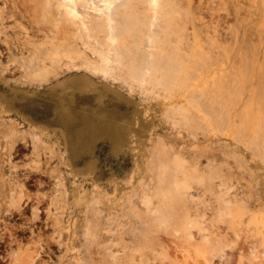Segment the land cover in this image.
Here are the masks:
<instances>
[{
	"label": "rangeland",
	"instance_id": "1",
	"mask_svg": "<svg viewBox=\"0 0 264 264\" xmlns=\"http://www.w3.org/2000/svg\"><path fill=\"white\" fill-rule=\"evenodd\" d=\"M209 1L193 0L191 4L193 6L201 4L205 7ZM238 1L242 9L235 17L227 14L228 10L225 9L231 7L230 0H219L216 12L222 21V50L225 49L226 54L221 55L223 59L219 60L220 65L212 64V60L215 61L214 56H202L188 73L181 70V80L172 84H157L152 80L143 82L130 70L131 61L128 55L113 52L109 68L99 55L91 51L89 45L80 42L87 37L89 29L82 25L79 18L72 20L65 13L64 6L68 0H30L29 3L35 5L34 9H37H33L34 16L30 21L10 19L6 22L14 24L22 21L21 24L27 27L28 32L20 25L16 30L9 29L8 35L18 34L22 40H26L30 51L23 53L25 58H29L36 49L41 51L40 54L43 53L44 70L39 76L48 73V79L22 83L12 76L8 78V83L0 82L1 111L8 113L16 110L24 118L32 121L40 133L48 134L50 148L55 152V157L61 159L60 173L65 176V185L69 189L75 182L93 190L96 181L82 174L78 177L69 175V167L65 164L67 158L65 148L69 149L73 159V169L84 172L90 169L89 164L95 160L98 167L105 171L104 175L97 179L98 183L105 184L107 177L131 185L130 193H133L131 204L135 206V211L129 205L119 206L118 214L116 209L108 211V218L112 221L111 227L114 231L119 229L120 232L115 231L114 233L118 235H110L109 239L112 238L113 241L107 239L108 243L103 240L101 232L98 235L97 251L84 257L87 264H258L257 262L261 264L262 260L264 263V238H260L259 234V231L264 234V0ZM81 3L90 12L89 17L95 20L96 17L91 16L96 13L92 1L81 0ZM250 8L252 10L249 11ZM64 26L69 27L65 30ZM60 32L65 39L57 36ZM241 37L246 39L242 40L244 42L242 44ZM236 39L240 40L236 46L238 52L236 48H233V51L227 48L235 46ZM95 45L103 50L110 47L105 37H100ZM55 50L58 51L54 53ZM69 51L79 54L75 60L77 68L65 66L62 62L65 60L62 57L63 52ZM126 52L129 53V50ZM6 53L8 52L3 53L5 61L0 66V72L6 63L13 67V64L7 62ZM231 53L235 59L231 58ZM84 55L90 56L93 64L108 69V73L99 71L91 75L105 95L99 97L98 92L85 93L76 89L63 92L58 86L55 87L57 90L53 94L50 87L56 83L63 81L71 85L75 82V77L83 75L84 72H92L86 65L81 66L85 61ZM58 58L61 68L57 72L55 66ZM210 67L218 70L216 76L208 75L207 70ZM23 77L24 74L20 78ZM103 83L119 91V94L112 90L106 91ZM16 99H26L39 109L47 105L48 120L33 121L25 116L15 108ZM182 108L189 114L182 113ZM49 119L51 124L55 122L58 126H48ZM14 121L15 119H10L4 124L16 125ZM250 128L255 129L252 134L249 133ZM236 147L240 150H236ZM176 155H180L190 169L194 161L200 160L201 168L199 167L198 172L201 170L202 174H198L201 176L193 171V177L192 175L190 177L196 180L199 176L197 181L191 180L190 177L187 179L191 187L188 192H184L185 195L188 193L192 195L189 201L175 195L172 189L173 182H167L168 173L163 171L165 165H162V162L167 160L166 164L170 169L172 167L170 162ZM209 161L213 168L207 166ZM54 167L56 168V165ZM214 171L219 179H214L216 182L213 180L216 186L217 182H223V187H227L230 196L236 195L234 197L243 199L249 212L240 215L241 209L238 207H231L229 212L215 208L218 213L212 209L211 203H216L214 191L219 190L218 186L215 190L208 187L210 181L208 179L214 177ZM114 187L113 183H107L109 193L113 192ZM144 197H149V202L146 199L145 201ZM169 202L185 203L192 216L204 219L202 222L208 231L210 228V232H221V240L225 246L223 247L221 241L218 253L213 254L210 259H204L194 252L189 255L177 251L176 244L174 241L175 245L171 242L178 239L175 238L173 230L178 235L184 227L175 212L178 203L169 207L167 205ZM154 206L162 207V210L167 212L160 216L161 220L162 217L166 220L158 223V227L155 225V228H159L160 238L166 235L164 238L169 239V236H172H170L172 240L169 239L170 243H167L172 245L173 248L169 245L172 251L153 243L151 239H146L142 250H136L131 254L130 245L134 244V241L131 242L130 239L132 233L129 235L126 231L129 227L137 231L139 227L136 225L140 224V220L139 222L136 220L139 218L137 215L139 211L145 214L146 209H153ZM96 209V205H92V211ZM234 211H238L237 216ZM54 214L57 215V212ZM83 215L80 208L73 207L65 211L64 222L68 224L74 220L73 223L82 224ZM98 217L104 226L105 218L102 215ZM240 217L243 224L240 227L243 226L242 228L247 230L240 229L239 220H236ZM228 227L232 229H227ZM170 230L172 234L169 235L166 232ZM241 230L251 238L243 235ZM121 231L123 237H120ZM193 231L194 237L199 239L196 230ZM225 232L229 233L227 237ZM237 233L242 235L239 236ZM245 237L252 240V246H249L251 242L249 240L248 243ZM127 243L128 246L125 245ZM253 243L254 246H259L255 248ZM28 245L19 250L18 254L21 252V256H17L16 262L14 259L16 264H32L28 261L34 248ZM79 245L80 243H77L75 246ZM246 245L248 249L245 248ZM35 264H41V260H35Z\"/></svg>",
	"mask_w": 264,
	"mask_h": 264
},
{
	"label": "bare ground",
	"instance_id": "2",
	"mask_svg": "<svg viewBox=\"0 0 264 264\" xmlns=\"http://www.w3.org/2000/svg\"><path fill=\"white\" fill-rule=\"evenodd\" d=\"M0 1L2 2V5H0V66L3 64V61H5L3 59V57H5L3 53L5 52H8L6 53L7 62L13 64V67H11L5 62L6 65H4L2 72H0V82L8 83V78L12 76H15L14 78L19 79V81L22 83L48 79V73L45 76H39L40 72H43L44 70V68L42 67L44 56L43 53L40 54L41 51L39 49H36L35 51H33L32 55L29 58H25V55L23 53L26 51H30L25 43L26 40H22L20 35L18 34H15L13 36L8 35L9 29L16 30V27L19 25L25 32H28L27 27L24 24H21V22L23 20L30 21L32 19V17L34 16L33 9L35 5L30 4V0ZM91 1L94 5V10L96 11V13L92 14L91 16H95V20L89 17L90 12L82 6L81 0H68L67 4L64 6L65 13L72 20L79 18L82 25H85V27L89 29L87 37L80 42L82 44L89 45L91 47V51L99 55L101 60L109 65V68H111V58L113 57V52H116L119 55H128L129 60L131 61V64L129 65L130 70L135 73L137 77H140L143 82H148L150 80L157 84H172L175 82H179L182 78V76L180 75V71L182 70L188 73L190 71V68L196 62H198L199 58H201L202 56H214L215 61L212 60V64L217 63L218 66L221 63V61L219 60L223 59L222 56H226V54H224L225 49L222 50V21L217 16L216 12L220 4L219 0H210L205 7L201 4L193 6L191 4L193 0ZM229 3L231 7L229 9L225 8L226 10H228L227 14H232L237 17L241 12L242 5L239 4L238 0H230ZM145 8H147V10ZM248 10L250 11L252 9L250 8ZM38 12H40V10ZM37 15L40 17V13H38ZM10 19L22 21H20V23L7 24L6 22ZM68 27L69 26H64L63 28L66 30L68 29ZM57 36L61 39H65V36H63L62 32L58 33ZM100 37H105L107 39L110 44L109 49L103 50L95 45ZM242 37L240 39L241 44L244 43V40H246L245 38L242 39ZM240 40L236 39V42ZM61 42L62 41H60V43ZM55 44L57 45V42ZM236 46H238V42L235 46L227 48H230L231 51H233V48H236ZM126 50H129V53L126 52ZM57 51L58 50H55L54 53H56ZM15 52L20 53V55L16 54ZM231 55L232 57H229L233 58L234 56L232 53ZM78 56L79 54L73 53L71 51L63 52L62 57L65 60H63L62 62L65 66H74V68H77L78 66L77 64H75V60ZM84 57L85 61L82 62L81 66L86 65V67L90 68L92 72H84L83 75L75 77L76 80L71 85L63 81L56 83V85L50 87V90L53 92V94L56 93L57 89H55V87L58 86L62 89L63 92L76 89L80 92L85 93L98 92L99 97L105 95V93L102 91V88L98 86L91 75L99 71L108 73V69H106L105 66L93 64V60L90 58V56L84 55ZM66 58L74 60L67 61ZM40 61L41 64L39 65ZM59 61L60 60L58 58L55 66V70L57 72L61 68V64L59 63ZM51 70L54 71V68H52ZM207 73L208 75L216 76L218 74V70L216 71L214 70V67H210L209 70H207ZM23 74L25 77L20 78ZM103 87L106 91L112 90L113 92L119 94V91L113 90L106 83H103ZM170 96L173 95L170 94ZM182 113L186 115L189 114L186 109H183ZM14 126L15 124L13 125L12 123L11 127ZM44 129H46V126L44 127ZM254 131V128L249 129L250 134H252V132ZM62 134H64L63 131ZM236 150H240V148L236 147ZM65 154L67 157L65 164L67 167H69V175L78 177L79 174H82L84 177L92 178L94 181H96V183L93 190H89L85 188L81 183L75 182L71 189H69L68 186L65 185V176L59 177V180H56L58 184L54 186V190L52 189V191H50L49 193L38 196L36 195L34 197V202L36 203L32 211V220L37 218L39 219V205L45 204L46 200V219L50 221L49 228L51 229V231L47 232V234L44 235L45 237L42 235L43 238H41L40 240H30V245H32L34 249L28 262H31L32 264H35V260L38 259L41 260V264H87L84 257L89 256L92 252L97 251L96 249L99 241L98 235L103 232V240L108 243L109 240L110 242L113 241L112 238L109 239V236H113L119 231V229L115 230L117 231V233H114L115 231L113 227H111L112 221L108 218V211H114L116 209V213L118 214V207L124 205H129L132 210L135 211V206L131 204L133 201V193H130L131 185L129 183H123L121 181H116L114 179L112 180L106 177V183L102 185L97 182V179L103 176L105 171L101 170L98 167L95 160H93L89 164L88 167L90 169H87L84 172H80L76 169H73L74 162L71 158L68 148H65ZM50 157H55V152L51 148ZM173 159L174 160H171L170 162L172 164V167L170 169L167 167V160H164L162 162V165H165L163 171L168 173L167 182H173L172 189H174L175 195L178 198L189 201V198L192 197V195L189 193L185 195L184 192H188V189L191 187L190 182H188L187 179H189V177L192 175V173L194 174V172H197L196 174H202L201 170L200 172H198L201 165L200 160L197 159L194 162L192 161L193 167L191 166L192 168L190 169V167L186 166L187 164H184L185 162L183 161V158L180 157V155H176ZM210 163L211 162L209 161L208 165H204L212 167ZM159 166L161 167V164H159ZM213 173L212 174L214 175V177L208 179L210 180L208 181V187L215 190V188H217L218 186L219 190L214 191L216 192V203H211V206L213 207L212 209L229 212L231 207H238L239 209H241L240 215H245L247 212H249L246 206L247 204L244 203L243 199L234 197L236 195H232L233 197L230 196L227 187H223V182H217L216 186V184L213 182V180L217 178L215 175L216 172L214 171ZM226 178L222 177V179ZM62 179H64V181H62ZM197 179L194 180L192 178L191 180L197 181ZM214 181L216 182L217 180ZM107 183H113L115 185L112 193L108 192ZM244 198H246L245 195ZM145 199L147 200V202H149L150 200L149 197H144V200ZM173 203L175 202H169L167 205L169 207H172V205H176L178 202H176L175 204ZM92 205H96L97 209L95 211H92ZM177 205V210H175V212L179 220H181V224H183L184 228L181 234L178 235L173 230L175 238H178L176 240L170 239V234H172V231H167L166 233L170 235L169 236L167 234L169 236V239L172 240V243L174 241L176 245L174 243L173 244L175 245L177 251L180 250L179 252L182 251L189 255L194 252L195 254H200L204 259H210L213 254L218 253L221 246V241L222 245L224 244L223 247L225 246L224 241L221 240V232H210V228L208 231L207 227L202 222L204 219L192 216L185 203H178ZM73 207L80 208V211L84 213L82 224L78 223L79 225H77L76 223H73L74 220L73 222L68 224L65 223L66 221L64 222L65 211L68 209H72ZM82 208H85V210H83ZM218 210H216V212ZM55 211L57 212V215L54 214ZM69 214L70 213H68V215ZM163 214H167V212H164L162 210V207L159 208V206H154L153 209H146L145 214H142L139 211V213L137 214L139 218H136V220H140L139 225H142H136L139 227L138 230L136 229L137 231H135V228L130 229L129 227V229H127L128 231H126L124 228V232H129V235L130 232L132 233L131 238L129 237L130 239H132L131 242L134 241V244L132 245H130L131 243L129 242V245L131 246L130 251H132L131 254H133L136 250H140L141 247H143V245L145 244L146 239H151L153 243L160 244L166 249L168 248L170 252L172 251L170 249L173 248L172 245L167 244L168 242L170 243L169 239L164 238V236L166 235L161 238L158 237L159 228H155V225L156 227H158V223H162V220H166V218L164 219V217H162V220L160 219V216H164ZM98 215H102L103 218H105L104 226L101 224ZM240 218L236 219L237 221L239 220V227L240 225H243L241 224L242 217ZM47 224L48 223L46 222V225ZM231 226L232 225H230V227ZM131 227L133 226L131 225ZM230 227H228L227 229L231 230L232 228ZM242 227H240V229L247 230ZM194 229L199 235V239L197 238L198 240L196 239V237H194ZM212 229L214 228L212 227ZM243 230H241L242 233ZM222 232H224V230ZM178 233H180V230L178 231ZM227 234L229 235V233H226V237ZM238 234L239 233H237V235ZM259 234H261L260 238L263 239V232L259 231ZM241 235L242 234H239V236ZM243 235H246V233H243ZM246 236L249 237L250 235ZM32 237L33 236H31V238ZM120 237H123L122 231ZM235 237L238 236L235 235ZM107 239L109 240L107 241ZM160 239L162 241H160ZM244 239L248 240V243L251 242L249 246H252L251 239H247L246 237ZM258 239L256 241H258ZM242 241L244 242V240ZM77 243H80L81 247H79L80 245L76 247L75 245ZM125 245L128 246V243ZM241 246L243 248V245ZM257 246H254L253 243V247L256 248ZM245 248L248 249L247 245ZM253 249L251 250L252 252ZM69 253H72V255H70ZM254 257L258 260L255 255ZM197 261L200 262V260L198 259ZM257 263L259 264V262ZM261 264H264L263 260Z\"/></svg>",
	"mask_w": 264,
	"mask_h": 264
},
{
	"label": "flooded vegetation",
	"instance_id": "3",
	"mask_svg": "<svg viewBox=\"0 0 264 264\" xmlns=\"http://www.w3.org/2000/svg\"><path fill=\"white\" fill-rule=\"evenodd\" d=\"M15 101V108L33 121L48 120L47 105L39 109L26 99ZM1 110L0 102V264H16L19 250L48 232L47 201L39 205V219L32 220L34 197L52 191L64 175L61 159L50 157L48 134L40 133L16 110ZM10 119H15L14 127L4 124Z\"/></svg>",
	"mask_w": 264,
	"mask_h": 264
},
{
	"label": "crops",
	"instance_id": "4",
	"mask_svg": "<svg viewBox=\"0 0 264 264\" xmlns=\"http://www.w3.org/2000/svg\"><path fill=\"white\" fill-rule=\"evenodd\" d=\"M55 124H56L55 122H54L53 124H51L50 119H49V121H48V126H51V125H52V126H58V124H56V125H55Z\"/></svg>",
	"mask_w": 264,
	"mask_h": 264
}]
</instances>
